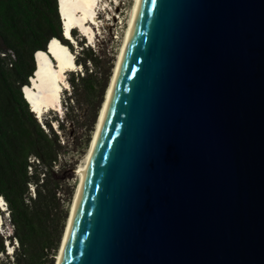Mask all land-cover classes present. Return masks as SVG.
I'll list each match as a JSON object with an SVG mask.
<instances>
[{
  "label": "water",
  "instance_id": "1",
  "mask_svg": "<svg viewBox=\"0 0 264 264\" xmlns=\"http://www.w3.org/2000/svg\"><path fill=\"white\" fill-rule=\"evenodd\" d=\"M62 264H264V0H141Z\"/></svg>",
  "mask_w": 264,
  "mask_h": 264
},
{
  "label": "trees",
  "instance_id": "2",
  "mask_svg": "<svg viewBox=\"0 0 264 264\" xmlns=\"http://www.w3.org/2000/svg\"><path fill=\"white\" fill-rule=\"evenodd\" d=\"M72 36L80 48L75 63L83 72H69L72 93L62 95V105L66 113L80 104L89 107L86 148L112 73L101 81L88 67H99L97 55L76 30ZM53 38L75 52L63 35L59 0H0V197L10 225L0 230V264H55L69 217L75 188L57 169L63 147L57 130L64 127L57 116L39 121L23 94L35 75L36 55L46 53Z\"/></svg>",
  "mask_w": 264,
  "mask_h": 264
},
{
  "label": "bare ground",
  "instance_id": "3",
  "mask_svg": "<svg viewBox=\"0 0 264 264\" xmlns=\"http://www.w3.org/2000/svg\"><path fill=\"white\" fill-rule=\"evenodd\" d=\"M98 3V0H59V13L63 20V30L68 33L69 29L75 27L78 28L82 34H85L88 38L91 39L94 36L92 24H95V22H97L95 19V9ZM140 3L141 0L135 1V5L129 22V27L126 31L124 43L121 48L119 58L114 69L111 82L107 89L103 107L101 109L100 116L96 125L94 138L91 142L84 163L80 165L77 171L79 183L55 264H62L63 256L67 247L68 235L70 233L73 215L77 209L85 181L93 164L99 137L103 129L107 110L109 108L110 99H112L116 81L124 63ZM53 41H55V43H53ZM34 62L35 75L30 80L31 84L28 87H25V89L23 88L25 99H27L32 110L37 114H42L44 110L57 111L58 109H61V91L62 88L67 85L66 73L69 70L77 67L73 60V53L69 52L58 39L53 38L47 46V52H39L36 55ZM3 202L4 200L0 198V212ZM9 249H11L10 246Z\"/></svg>",
  "mask_w": 264,
  "mask_h": 264
},
{
  "label": "rangeland",
  "instance_id": "4",
  "mask_svg": "<svg viewBox=\"0 0 264 264\" xmlns=\"http://www.w3.org/2000/svg\"><path fill=\"white\" fill-rule=\"evenodd\" d=\"M135 1L136 0H106V1L98 0L99 3L98 5H96V9H95L96 10L95 19L97 22H95V24H92V29L94 30L93 31L94 36L91 39L90 38L86 39L76 30L78 36L84 38L86 45L91 47L98 57L99 67L96 68L95 66H91V65H88V67L93 72L95 71L98 72V77H101V81L103 75L106 74L108 70H111L113 76V72L116 67L119 54L124 43L126 31L129 27V22L131 19ZM73 49L75 51L73 52V57H75V55H77L78 52L80 51V48L76 45V42L73 46ZM76 68L78 73L80 71L79 74L82 75L81 72L83 71H81L80 66H77ZM68 74L69 72L66 73L67 85H65L62 88V92H61V109H58L57 111L44 110L41 116V120H43L45 117L50 119L57 116L59 119V123L62 124L64 127L62 131H59L56 128V123L55 122L52 123V127L58 131L61 144L63 145L60 152L57 169H61V176L64 177L65 182H67V184L70 186H74L75 188L72 203L71 205H69V209H70L69 215H70L75 199L76 190L79 183L77 171L80 165L84 163L85 157L88 153L89 147L94 138L95 129L100 113L96 125L94 127V132L92 133V139L89 144V147L85 148L84 144L88 136V126L91 119L90 111H88L89 107L80 104L79 106H75L72 111L69 110L67 113L65 112L64 106L62 105V100H63L62 95L64 94V96L67 98L72 93V89L67 81ZM105 97H106V93H105ZM5 210H6L5 207H3L1 208V212H0V219H1L0 230L2 232L7 229L9 230L10 228L7 214L2 213V211ZM13 245L15 248L17 247L15 242H13ZM8 252H11V249L8 250ZM9 257L11 260L12 256L10 255ZM0 259H4V256L0 255Z\"/></svg>",
  "mask_w": 264,
  "mask_h": 264
},
{
  "label": "clouds",
  "instance_id": "5",
  "mask_svg": "<svg viewBox=\"0 0 264 264\" xmlns=\"http://www.w3.org/2000/svg\"><path fill=\"white\" fill-rule=\"evenodd\" d=\"M36 53V52H35ZM74 61H75V59H74ZM76 64V63H75ZM30 83H31V81H30ZM23 88V87H22ZM22 91H23V89H22ZM24 94V93H23ZM1 198V197H0ZM6 211V210H5ZM3 212V211H2ZM8 248H9V246H7ZM7 247H6V249H7ZM8 250H10V249H7V252H8ZM9 254H12V248H11V252H8Z\"/></svg>",
  "mask_w": 264,
  "mask_h": 264
},
{
  "label": "built area",
  "instance_id": "6",
  "mask_svg": "<svg viewBox=\"0 0 264 264\" xmlns=\"http://www.w3.org/2000/svg\"><path fill=\"white\" fill-rule=\"evenodd\" d=\"M5 207V209H7L6 203L3 202L2 208Z\"/></svg>",
  "mask_w": 264,
  "mask_h": 264
},
{
  "label": "snow or ice",
  "instance_id": "7",
  "mask_svg": "<svg viewBox=\"0 0 264 264\" xmlns=\"http://www.w3.org/2000/svg\"><path fill=\"white\" fill-rule=\"evenodd\" d=\"M53 43H55V41H53Z\"/></svg>",
  "mask_w": 264,
  "mask_h": 264
}]
</instances>
